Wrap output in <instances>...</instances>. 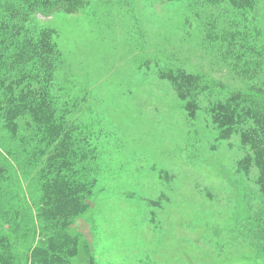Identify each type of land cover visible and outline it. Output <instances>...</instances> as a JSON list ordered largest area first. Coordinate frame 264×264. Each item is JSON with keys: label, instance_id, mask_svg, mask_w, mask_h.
I'll list each match as a JSON object with an SVG mask.
<instances>
[{"label": "rangeland", "instance_id": "374dc122", "mask_svg": "<svg viewBox=\"0 0 264 264\" xmlns=\"http://www.w3.org/2000/svg\"><path fill=\"white\" fill-rule=\"evenodd\" d=\"M251 1L89 0L77 14L30 16L26 30L56 32L59 110L96 147L95 194L70 226L80 237L73 264H264L257 169L238 171L239 135L220 139L205 110L232 91L264 106V0ZM168 69L209 85L195 119L158 77ZM26 120L12 137L0 114V230L17 264L39 240L45 163Z\"/></svg>", "mask_w": 264, "mask_h": 264}, {"label": "trees", "instance_id": "16d2710c", "mask_svg": "<svg viewBox=\"0 0 264 264\" xmlns=\"http://www.w3.org/2000/svg\"><path fill=\"white\" fill-rule=\"evenodd\" d=\"M203 1L252 5L251 0ZM88 4L89 0H0V114L12 137L19 132L18 120L28 118L25 123L34 134L36 153L45 156L38 171L39 197L34 207L39 227L31 226L39 240L28 249L25 264H73L80 237L71 234L70 226L89 210L97 184L90 168L96 147H91L86 134L81 137L66 121L67 113L59 110L54 90V72L61 59L53 41L56 32L50 28L30 32L26 24L37 11L77 14ZM158 77L169 82L187 116L195 119L199 97L208 92L209 85L198 74L183 69L162 70ZM205 110L220 139L239 135L246 151L237 169L247 174L254 166L256 184L264 193V106L241 91H232L224 99L209 101ZM3 175L0 167V179ZM14 216L12 212L8 220ZM27 223L30 225L29 220ZM21 226L17 221L12 224L16 235ZM0 264H17L10 237L1 230ZM88 264L98 263L90 256Z\"/></svg>", "mask_w": 264, "mask_h": 264}]
</instances>
